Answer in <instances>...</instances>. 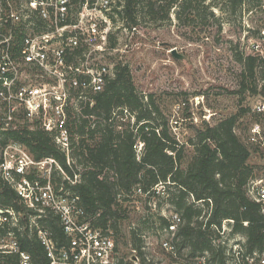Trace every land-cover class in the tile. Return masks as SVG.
I'll return each instance as SVG.
<instances>
[{
  "label": "trees",
  "instance_id": "1",
  "mask_svg": "<svg viewBox=\"0 0 264 264\" xmlns=\"http://www.w3.org/2000/svg\"><path fill=\"white\" fill-rule=\"evenodd\" d=\"M195 1L118 0V21L132 29L143 19L170 21L174 10L179 21L190 25L193 22L189 16L197 8ZM221 1L206 4L203 0V4L224 10L225 5L244 2ZM214 9L210 14L215 20ZM238 59L244 63L245 79L255 77V56L239 54ZM243 86L246 87V80ZM257 89L258 86L254 90ZM261 89L264 92V84ZM239 116L236 113L215 124L204 121L205 126L189 142L195 150L188 165L183 167L184 144L172 135L167 114L152 95L138 89L130 65L118 62L105 89L94 95L93 103L84 104L74 124L71 164L51 133L38 125L30 128L28 123L0 132V163L2 149L10 141L22 143L38 160L56 158L69 176L68 179L55 171L61 182L57 184L53 179L56 188L63 186L64 190L79 196L87 219L108 234L110 229L120 230V219L127 217L123 202L131 201L129 195L135 191L139 190L149 200L163 198L182 220L174 238L178 256L173 257L175 261L190 263L205 256L208 264H230V238L238 235L245 238L241 241L245 255L264 251V212L261 204L247 192L250 180L257 175L250 162L253 150L235 130ZM139 144H143L141 149ZM0 206L12 207L23 214L20 217L23 228L14 227L21 249L31 254L34 264H50L45 245L29 226L33 210L26 207L16 189L1 174ZM225 220L231 228L226 239L220 234ZM38 223L51 232L59 246L69 243L61 218L54 211L47 209ZM140 223L145 230L139 232L138 227L131 230L133 248L139 264H155L146 255L142 232L156 228L166 231L172 224L171 217L159 211L149 212ZM0 233L5 234L1 227ZM183 251L187 252L186 257ZM18 263V254L0 252V264ZM117 264L133 262L119 260ZM244 264L257 263L245 259Z\"/></svg>",
  "mask_w": 264,
  "mask_h": 264
},
{
  "label": "built area",
  "instance_id": "2",
  "mask_svg": "<svg viewBox=\"0 0 264 264\" xmlns=\"http://www.w3.org/2000/svg\"><path fill=\"white\" fill-rule=\"evenodd\" d=\"M117 2L0 0V132L18 128L24 121L30 128L38 125L52 134L71 164L74 124L84 104L94 102V95L105 89L113 74L114 67L106 60V54L117 49ZM137 30V26L132 28L133 32ZM258 111L263 112L264 105L258 106ZM249 142L264 147V128L260 124L252 127ZM55 171L69 179L54 157L38 160L16 141L2 149L0 174L16 189L26 207L33 210L29 226L45 245L50 264H110L115 238L87 219L79 196L63 186L56 188ZM247 192L264 212V173L250 180ZM47 209L60 216L68 244L59 246L51 232L39 225L38 218ZM22 215L12 207L0 206V227L5 230L4 235L0 233V252L18 254V264H34L31 254L21 249L14 230L23 228ZM171 220L166 229L170 236L162 244L178 258L174 238L182 220L178 213ZM226 223L225 220L220 231L224 239L231 229ZM244 240L240 235L233 242L229 240V263L244 264L246 259L264 264V251L245 255L241 243ZM174 264L208 263L202 256L194 262Z\"/></svg>",
  "mask_w": 264,
  "mask_h": 264
},
{
  "label": "rangeland",
  "instance_id": "3",
  "mask_svg": "<svg viewBox=\"0 0 264 264\" xmlns=\"http://www.w3.org/2000/svg\"><path fill=\"white\" fill-rule=\"evenodd\" d=\"M212 1L204 0L206 4ZM195 6L196 10L189 16L193 22L190 25L179 21L174 10L170 21L143 19L136 32L117 21V49L107 53L106 60L112 68L118 62L128 63L138 89L145 95H152L167 114L172 135L184 144L183 167L188 165L195 150L189 142L205 126L204 121L215 124L239 113L235 130L252 147L250 162L255 172L264 173V147L249 142L254 125L264 128V111H258V106L264 105V92L261 91L264 84V0H244L240 4L225 5L224 10L207 8L203 0H196ZM213 9L215 20L210 14ZM173 49L181 57H177ZM239 54L255 56V77L245 79L244 63L239 61ZM23 124L27 122L19 126ZM53 179L61 183L58 173L53 174ZM139 192L129 195L131 201L123 202L126 208L123 213L127 217L120 219V230L110 229L116 242L110 264H117L119 260L139 264L131 230L138 227L141 232L144 228L140 220L149 212L159 211L167 217L176 214L165 199L153 197L149 200ZM142 233L146 255L155 264L180 262L175 261V255L162 244L170 236L165 230L156 228ZM230 239L233 242V238ZM186 253L183 251V256L186 257Z\"/></svg>",
  "mask_w": 264,
  "mask_h": 264
},
{
  "label": "water",
  "instance_id": "4",
  "mask_svg": "<svg viewBox=\"0 0 264 264\" xmlns=\"http://www.w3.org/2000/svg\"><path fill=\"white\" fill-rule=\"evenodd\" d=\"M172 51H173V53H174L177 57H181V55L178 54V52L176 51V49H173Z\"/></svg>",
  "mask_w": 264,
  "mask_h": 264
}]
</instances>
